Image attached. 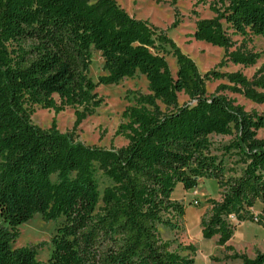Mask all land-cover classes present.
<instances>
[{
	"label": "trees",
	"instance_id": "1",
	"mask_svg": "<svg viewBox=\"0 0 264 264\" xmlns=\"http://www.w3.org/2000/svg\"><path fill=\"white\" fill-rule=\"evenodd\" d=\"M209 8L213 14L197 17L189 35L224 52L201 72L163 29L116 0H0V264H195L181 252L193 244L171 248L159 224L182 228L185 204L172 192L177 183L190 189L204 177L214 178L220 191L219 199L207 198L204 236L217 234L225 244L235 227L231 214L264 227V137L257 136L264 110L249 111L226 92L207 90L208 81L224 78L217 90L264 101V80L255 82L258 90L242 71L220 68L256 61V52L229 47L234 36L264 35V0H214ZM93 48L105 70L96 80L88 73ZM136 71L149 92L124 109L127 119L116 133L128 142L121 147L76 140L73 131L57 127L55 115L45 128L32 121L35 105L55 114L72 106L75 128L101 103L99 83ZM179 92L191 102L179 104ZM233 127L235 136L214 152L210 134H231ZM98 169L109 179L102 192ZM257 202L263 205L255 212ZM37 212L46 220L62 218L45 261L33 247L11 244L18 226ZM228 257L264 264L260 249Z\"/></svg>",
	"mask_w": 264,
	"mask_h": 264
},
{
	"label": "rangeland",
	"instance_id": "2",
	"mask_svg": "<svg viewBox=\"0 0 264 264\" xmlns=\"http://www.w3.org/2000/svg\"><path fill=\"white\" fill-rule=\"evenodd\" d=\"M116 1L128 14L138 19H147L158 28L163 29L183 52L193 57L201 72L213 68L223 56L224 49L222 47L204 40L193 39L189 35V32H192L195 27L197 17L213 14L209 5L214 0H203L199 3H195L196 0ZM192 8L197 10V15L191 11ZM234 38H237V41L229 47V50L238 48L248 52H256L258 54L256 61L247 65L227 61L220 68L229 71H242L250 79L254 88L261 90V87L255 82L264 80V35H252L251 39L244 41L239 35L234 36ZM92 53V62L88 73L96 80L98 75L104 73L105 70L102 67L103 58L100 52L93 48ZM167 60L171 71L174 73L176 69L175 59L168 54ZM221 81L227 80L223 78L208 81V92L223 91L229 96L235 97L237 102L244 104L249 111L260 112L264 110V101L251 100L240 91L217 90L216 86ZM96 91L103 97L101 103L92 113L83 117L75 128L73 123L76 116L72 106H66L64 110L55 114L51 108L35 105L31 115L32 121L45 128L50 125L55 115L57 127L61 131H73L76 140L106 148L121 147L128 142V138L123 133H116L118 125L127 119V116L123 115L124 109L134 103L135 95L149 92L148 80L144 74L136 71L132 76L123 77L118 82H101L97 85ZM54 96L58 98L57 94ZM184 102H191V100L185 93L179 92L178 103ZM158 103L162 109L165 108L164 103L159 100ZM235 134L236 129L234 127L231 134L211 133L212 150L221 152V146ZM257 136L264 137V127L257 130ZM96 175L99 189L102 192L103 187L109 183V179L104 175L102 169H98ZM172 195L185 204V211L181 220L182 228L175 231L166 225L159 224L160 234L164 239H172L171 248H179V244H193L192 248H184L181 252L191 254L195 264H242L241 258H230L228 254L236 250L253 256L256 249L264 251V227L248 219L237 221L235 215L232 214L229 215V220L235 224V227L225 244H230L233 249L227 248L225 244H218L217 234L210 237L202 234L200 219L208 207L207 198H220L219 187L214 178H200L197 186L190 189H185L180 183H177ZM262 205V203L257 202L253 207L254 211H259ZM61 220L62 218L46 220L37 212L18 226L19 234L11 244L13 246L28 245L33 247L36 250V257L45 261L51 249L50 237Z\"/></svg>",
	"mask_w": 264,
	"mask_h": 264
},
{
	"label": "built area",
	"instance_id": "3",
	"mask_svg": "<svg viewBox=\"0 0 264 264\" xmlns=\"http://www.w3.org/2000/svg\"><path fill=\"white\" fill-rule=\"evenodd\" d=\"M195 202H197V200H195Z\"/></svg>",
	"mask_w": 264,
	"mask_h": 264
}]
</instances>
